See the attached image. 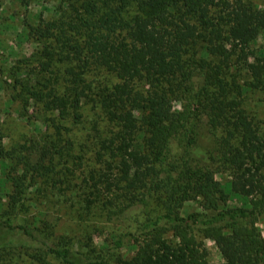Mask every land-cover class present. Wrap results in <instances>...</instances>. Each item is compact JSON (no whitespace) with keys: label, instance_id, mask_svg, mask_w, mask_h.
Instances as JSON below:
<instances>
[{"label":"trees","instance_id":"trees-1","mask_svg":"<svg viewBox=\"0 0 264 264\" xmlns=\"http://www.w3.org/2000/svg\"><path fill=\"white\" fill-rule=\"evenodd\" d=\"M74 3V17L63 29L77 41L62 43L57 62L71 65L69 75L98 69L117 81L94 93L99 100L90 101L114 126L104 137L97 132V160L118 174L91 172L94 191H88L85 209L104 211L108 200L101 192L117 190L119 198L129 202L118 208V218L127 219L151 200L158 213L138 219L134 232L114 235L101 251L87 257L68 238L51 233L42 239L40 229L20 223L33 180L24 175L14 179V193L0 220V254L21 247L31 251L30 258L38 264H53L51 259L60 264H111L117 252L133 243L134 255L118 254L115 263L211 264L204 240L212 239L221 264H264V236L257 227L264 215V134L245 107L247 92L264 88V61L252 59V44L264 32V10L249 0ZM50 68V76L34 77L33 85L27 83L29 73L22 79L12 70L11 76L20 93L41 103L45 112L81 123L84 102L96 87L90 86L87 94L79 89L86 79L73 78L76 85L60 94L54 86L58 70ZM139 85L143 89L137 91ZM132 94L136 98L131 101ZM121 98L130 103L119 116L115 106ZM178 101L184 103L177 109ZM50 122L60 133L58 120ZM203 126L218 140L204 150ZM41 148L40 159L29 171L50 176L45 172L52 152ZM61 153L63 148L55 151ZM10 156L0 146V161ZM198 200L209 213L184 217V205ZM233 200L239 204L229 205Z\"/></svg>","mask_w":264,"mask_h":264},{"label":"rangeland","instance_id":"rangeland-1","mask_svg":"<svg viewBox=\"0 0 264 264\" xmlns=\"http://www.w3.org/2000/svg\"><path fill=\"white\" fill-rule=\"evenodd\" d=\"M76 0H0V146L11 153L10 158L0 161V220L3 211L10 204V196L14 193V179L27 175L33 177L29 190L24 198L25 207L20 216V223L26 226H35L40 229L42 239L53 233L55 238L66 237L75 245V249L87 257H93L110 243L116 234L134 232L137 220H142L147 214L155 215L158 208L154 200L148 202L146 207H139L138 211L127 219H120L117 210L129 202L120 197L119 191L111 194L104 190L105 201L108 205L103 210L85 209V199L88 191L91 193L94 182L91 181V172L94 170L101 174L116 177L118 170L108 171L106 164L97 160L99 143L96 142L97 132L106 136L114 126L105 111L90 99L96 97L106 87L116 83V78L103 70L92 69L81 76V71L67 74L71 65H61L60 59L62 43L72 44L76 37L64 30V23L74 17L72 6ZM264 10V0H249ZM49 56H45L46 48ZM255 50L253 60L264 61V32L252 44ZM58 70V85L54 86L60 94L69 87H74L73 78L84 77L86 82L79 85L85 88L88 94L90 86L96 87L85 100L81 123L74 118L65 119L60 113H47L41 103L29 99L21 94L20 88L15 86V77L11 76L16 70L18 77H28L29 85L35 83L34 77L46 74L48 66ZM143 89L142 85L136 88ZM136 94L129 99L132 101ZM88 100L90 102H88ZM97 103V102H96ZM129 101L121 98L116 101V115H122L129 108ZM184 102H175L178 109ZM245 107L256 127L264 134V88L262 90L248 91L245 98ZM56 118L61 131L55 129L50 119ZM200 144L202 150L210 148L218 140L209 134V128L201 129ZM56 143V148L51 146ZM42 146L50 149L48 156L50 165L45 173L50 176L34 172L30 174V167L40 159ZM56 155L57 149L62 151ZM40 168L37 169L39 171ZM217 178L224 180L226 175L217 174ZM104 179V178H103ZM28 184V183H27ZM105 183L102 186L105 187ZM101 187V185H100ZM112 203H110V202ZM239 204L238 200L230 201L229 205ZM182 215L188 217L192 213L206 215L209 213L204 204L190 201L184 205ZM257 227L264 236V215L257 220ZM197 238L202 240L201 233ZM227 238V237H225ZM209 249L211 264H221L224 260L217 246V241L204 240ZM136 246L127 244L117 252L111 264H117L116 255L130 258L134 255ZM25 248H9L0 254V264H38L34 262ZM53 264H60L51 259Z\"/></svg>","mask_w":264,"mask_h":264}]
</instances>
